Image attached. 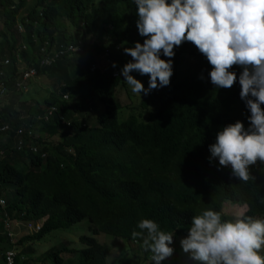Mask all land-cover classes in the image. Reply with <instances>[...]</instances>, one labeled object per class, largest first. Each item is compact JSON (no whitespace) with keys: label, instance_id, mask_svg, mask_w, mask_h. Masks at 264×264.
I'll use <instances>...</instances> for the list:
<instances>
[{"label":"trees","instance_id":"1","mask_svg":"<svg viewBox=\"0 0 264 264\" xmlns=\"http://www.w3.org/2000/svg\"><path fill=\"white\" fill-rule=\"evenodd\" d=\"M8 3L0 0V61H7L0 64V264H113L119 242L132 256L121 264H151L142 237L131 235L141 219L173 234V254L161 264H199L179 244L193 215L212 208L232 219L222 213L223 204L243 202L244 215L264 218V163L250 165L245 182L209 160L217 130L236 120L247 127L248 113L237 84L216 89L208 82L210 66L190 42L174 48L169 85L133 101L119 76L131 59L122 48L142 42L131 0H35L22 16L27 0ZM17 25L23 30L18 36ZM102 33V44L84 42L81 53L68 51L39 67L45 41L57 51ZM31 68L49 85L43 99L24 95L36 80L23 79ZM130 74L147 87V75ZM115 91L129 103L122 105ZM66 95L77 96L72 107ZM88 102L99 107L93 126L78 119ZM84 219L93 235L80 238L82 249L65 244L36 254L31 247ZM38 220L37 234L16 239L15 223ZM99 234L111 236L114 245L99 243Z\"/></svg>","mask_w":264,"mask_h":264},{"label":"clouds","instance_id":"2","mask_svg":"<svg viewBox=\"0 0 264 264\" xmlns=\"http://www.w3.org/2000/svg\"><path fill=\"white\" fill-rule=\"evenodd\" d=\"M131 2L134 26L142 42L134 41L130 47L122 48L131 59L119 69V76L139 97L164 88L173 74L174 48L190 42L210 66L208 82L216 89L237 84L238 98L248 113L247 127L236 120L217 130L214 142L207 147L209 160L230 168L231 175L239 180L248 181L249 166L257 161L264 163V0ZM41 47L48 49L51 44L45 41ZM233 66L240 69L239 74ZM111 67L116 64L113 62ZM132 72L147 75V87ZM238 203V207L246 206ZM17 224L31 235L42 229L39 220L15 223L18 235L25 229L19 230ZM136 228L139 231L131 235L142 237L141 248L151 254V264H161L173 254V234L162 231L155 221L141 219ZM10 233L11 229L8 237ZM179 244L199 264H264V218L243 214L223 219L220 211L206 208L191 217L186 236Z\"/></svg>","mask_w":264,"mask_h":264},{"label":"rangeland","instance_id":"3","mask_svg":"<svg viewBox=\"0 0 264 264\" xmlns=\"http://www.w3.org/2000/svg\"><path fill=\"white\" fill-rule=\"evenodd\" d=\"M9 1H11V3H8V4H10L9 6H14V4L17 3V0H9ZM34 4H35V0H27L26 7L20 11L19 16L26 15L32 9ZM1 21H0V31L3 27ZM64 25L68 27L67 22H64ZM22 32H23V30L20 29L19 26L17 25L15 35H17V36H18V34L21 35ZM103 36H104V34L102 33L101 37H103ZM100 40L101 39L96 40L95 38H86L85 40L78 41L76 43V45L62 44L61 46H59V48H57V51L62 50L65 53L69 51V53L71 55L78 54V53L82 52L81 43L86 42L89 44L100 45V44H102ZM70 48L71 49H78V50L77 51H70L71 50ZM21 49H23V48L20 46L19 48L16 49V51L20 52ZM42 49H45V48L44 47H38L40 57L42 55L43 56H49L52 52H57V51H55L56 48L54 47V45H51V48L45 49V51H46L45 53L41 52ZM35 78L32 80L34 81ZM48 86L49 85H48L45 77H43V76L37 77L36 80L34 82H31V85L27 87L28 92L25 93L24 95H25V97H32V98L36 97V99H43L42 97H44L47 94ZM115 93L117 95V99L121 102L122 105H123V103L124 104L129 103L128 100H125V97H124L122 92L115 91ZM64 98H63L64 100H67L66 105L69 107H72L74 102L77 101V96H69V98H68V96L66 95V96H64ZM137 98H138V95L133 94L132 100L135 101V100H137ZM136 103H137V101L136 102L131 101V105H135ZM94 108L99 109V107L96 104L88 102L87 107L84 110L80 111V113H78V119L87 121L86 123L88 125L93 126V120L96 117V115H97L96 113L98 111L97 109H94ZM125 117H126V114L123 113V111H122V113L120 114V120H123ZM44 139H45V136H44ZM47 141H45V143L49 144V142H47ZM238 206H239L238 202L224 203L221 211L225 215H228L229 217L235 218L237 216L243 215L244 213H246V210H247L246 206H241V207H238ZM16 227L19 230H20V227L21 228L23 227V230L25 229V232L20 233L16 239H19L21 237L27 238L28 236L31 235L30 232L27 230V228H25L24 226H19V224H17ZM88 228H89V222L87 219H84L81 222H78L76 224L71 225L68 229L52 231L51 233L45 235L41 240L33 241L31 243V247L36 251V254L45 253L47 250L58 248V247H61L65 244H69L70 247L73 249H82L83 245L80 242V238L83 235H89V236L93 235L88 230ZM9 238L10 239L13 238L12 233L9 234ZM94 238H96L99 243L107 244L110 247H112V245H114V243H115V241H113L114 239L111 236L104 235V234H99L98 236H94ZM120 245H124V244L119 242L116 245V247H114L111 251V257L113 258V259H111V261L113 264H121L130 255V252L128 250H120ZM261 255H264V248L261 249ZM62 258L66 259L64 257V255H62Z\"/></svg>","mask_w":264,"mask_h":264},{"label":"built area","instance_id":"4","mask_svg":"<svg viewBox=\"0 0 264 264\" xmlns=\"http://www.w3.org/2000/svg\"><path fill=\"white\" fill-rule=\"evenodd\" d=\"M20 28V27H19ZM21 29V28H20ZM71 49V48H70ZM78 49H71L70 51H77ZM42 53H45V49H42L41 51ZM65 54L64 51L62 50H59L57 52H52L49 56H41L40 59H39V67H48L49 65H51L56 59H58L59 57L63 56ZM3 64H6L7 61L5 62H2ZM36 76V70L34 68H31L29 69L28 71H26L24 74H23V79L24 80H27L28 78L30 77H34ZM112 76L113 77H116L117 76V71H113L112 73ZM23 82V81H22ZM22 82L17 85V86H23ZM3 87V84L0 83V88ZM5 91V90H3ZM34 152H36V149H33ZM0 204H2V202H0ZM11 264V263H9Z\"/></svg>","mask_w":264,"mask_h":264},{"label":"crops","instance_id":"5","mask_svg":"<svg viewBox=\"0 0 264 264\" xmlns=\"http://www.w3.org/2000/svg\"><path fill=\"white\" fill-rule=\"evenodd\" d=\"M0 154H1V152H0Z\"/></svg>","mask_w":264,"mask_h":264}]
</instances>
